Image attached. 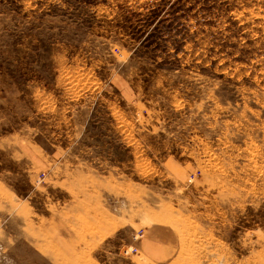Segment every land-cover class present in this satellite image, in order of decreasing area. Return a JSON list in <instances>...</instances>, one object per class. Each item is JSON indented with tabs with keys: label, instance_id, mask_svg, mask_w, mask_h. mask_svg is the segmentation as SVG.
Instances as JSON below:
<instances>
[{
	"label": "rangeland",
	"instance_id": "1",
	"mask_svg": "<svg viewBox=\"0 0 264 264\" xmlns=\"http://www.w3.org/2000/svg\"><path fill=\"white\" fill-rule=\"evenodd\" d=\"M0 264H264V0H0Z\"/></svg>",
	"mask_w": 264,
	"mask_h": 264
},
{
	"label": "crops",
	"instance_id": "2",
	"mask_svg": "<svg viewBox=\"0 0 264 264\" xmlns=\"http://www.w3.org/2000/svg\"><path fill=\"white\" fill-rule=\"evenodd\" d=\"M145 240L146 243H148L149 245H153L156 248L163 246L164 248H166V250L175 249L173 242L176 241V239L174 237V234L167 228L166 229L163 227L151 228Z\"/></svg>",
	"mask_w": 264,
	"mask_h": 264
},
{
	"label": "built area",
	"instance_id": "3",
	"mask_svg": "<svg viewBox=\"0 0 264 264\" xmlns=\"http://www.w3.org/2000/svg\"><path fill=\"white\" fill-rule=\"evenodd\" d=\"M140 236H141V235L138 234V235H137V238H139Z\"/></svg>",
	"mask_w": 264,
	"mask_h": 264
}]
</instances>
